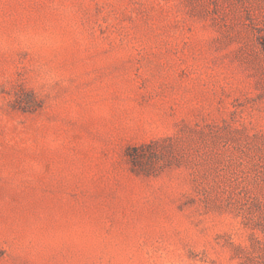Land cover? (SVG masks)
<instances>
[{"label":"rangeland","instance_id":"obj_1","mask_svg":"<svg viewBox=\"0 0 264 264\" xmlns=\"http://www.w3.org/2000/svg\"><path fill=\"white\" fill-rule=\"evenodd\" d=\"M0 264H264V0H0Z\"/></svg>","mask_w":264,"mask_h":264},{"label":"trees","instance_id":"obj_2","mask_svg":"<svg viewBox=\"0 0 264 264\" xmlns=\"http://www.w3.org/2000/svg\"><path fill=\"white\" fill-rule=\"evenodd\" d=\"M142 150V149H141ZM133 152H136V150L135 151H133ZM131 156V159H138L139 158V156H137V157H134V155H130Z\"/></svg>","mask_w":264,"mask_h":264}]
</instances>
